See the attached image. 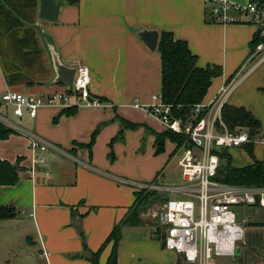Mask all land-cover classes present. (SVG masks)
Listing matches in <instances>:
<instances>
[{"label":"crops","instance_id":"1","mask_svg":"<svg viewBox=\"0 0 264 264\" xmlns=\"http://www.w3.org/2000/svg\"><path fill=\"white\" fill-rule=\"evenodd\" d=\"M210 13L204 0H64L58 20L50 22L40 18V0H0V92L46 96L67 91L65 83L53 82L50 41L64 63L89 67L92 95L109 104L72 107L76 112L71 115H60L64 108L42 107L34 117L8 118L16 133L0 139V157L19 163L20 178L15 185H0V206L16 212L0 221V264H31L28 260L36 258L42 260L39 264H90L89 252L104 243L127 213L136 186L152 182L160 171L161 182L176 144L167 140L165 151L156 154L155 132L164 129L132 106L151 103L162 85L159 43L152 50L137 32L156 29L160 39L162 31H170L187 41L198 66H221L222 74L212 80L204 98L209 102L250 56L257 32L251 23L222 24ZM263 85L264 62L243 78L227 102L259 120L258 136L264 135ZM119 118L137 126L122 131ZM95 131L90 151L87 144ZM33 137L47 144L46 161L36 166L28 147ZM239 148L246 151L242 146L226 152ZM158 228V220L155 226L143 222L123 227L118 264H163L142 250L143 245L155 247L151 239H161ZM28 236L35 243L28 244ZM248 237L251 244L239 247L236 257H215L209 264H264V248ZM29 246L35 249L27 250ZM111 250L108 244L101 264L107 263ZM44 251L48 256L43 257ZM75 253L86 255L85 260L70 262L66 256L77 258L71 256Z\"/></svg>","mask_w":264,"mask_h":264},{"label":"built area","instance_id":"2","mask_svg":"<svg viewBox=\"0 0 264 264\" xmlns=\"http://www.w3.org/2000/svg\"><path fill=\"white\" fill-rule=\"evenodd\" d=\"M204 2L209 5L214 20L222 24L251 23L257 27L256 35L264 38V4L256 0ZM262 62L264 39L256 44L242 67L226 80L211 101L194 104L185 116L179 115L182 105L165 102L161 94L153 95L151 103L132 104L157 120L164 130L185 135L192 144L181 147L178 166L183 183L163 187L171 195L157 215L163 230V247L181 255L186 264H209L215 257H236L248 219L239 220L232 206H250L257 213L264 209V186L231 185L215 179L222 163L221 155L228 149L255 142L264 144V135L252 134L249 127L230 130L222 117L230 94ZM71 65L76 67L71 92L55 91L45 96L6 90L0 92V105L19 118L34 117L42 107L109 106L92 95L89 67L78 61ZM0 119L13 125L7 116L2 115ZM28 147L32 164L36 166L46 161V143L33 137Z\"/></svg>","mask_w":264,"mask_h":264},{"label":"trees","instance_id":"3","mask_svg":"<svg viewBox=\"0 0 264 264\" xmlns=\"http://www.w3.org/2000/svg\"><path fill=\"white\" fill-rule=\"evenodd\" d=\"M262 39L264 38L256 35L253 41V48ZM158 51L161 54L162 61V98L165 102L171 103L174 106L182 105L179 115L185 116L190 112L191 106L204 101L212 80L222 74V67L198 66L197 55L191 51L187 41L176 39L170 31H162L160 33ZM261 91L264 93V85L261 87ZM75 112L76 109L73 108L63 109L60 115H71ZM222 117L230 130L249 127L258 131L260 127L259 120L244 107L225 104L222 109ZM119 120L123 126L122 131L124 128H134L137 126L123 118H119ZM14 133H16L15 128L7 124L5 125L0 120V139H7ZM96 134L97 131L93 133L91 141L87 144L90 151L94 145ZM155 136L156 154H161L165 151L167 140L176 144V150L183 146L189 147L192 145L187 136L170 130L155 132ZM112 144L113 141L110 143L111 148ZM245 149L253 157V162L242 167H234L231 155L228 152H224L221 155L222 163L215 176L216 180L231 185L264 186V160L255 158L253 143L246 144ZM113 155V151L111 150L110 156L112 160L114 159ZM19 170L20 166L18 162L13 164L0 157V185H15L18 183L20 178ZM161 173L162 171L158 172L152 182H157ZM134 194L136 196L135 200L128 208L124 217L114 225L104 243L96 251L89 252L87 259L90 264H101V254L108 244H112V250L106 264H118V248L122 239V228L143 224L142 214L146 209L157 202L165 203L170 197V195L163 191L150 190L146 187L134 192ZM15 216L16 212L13 207L0 206V221ZM262 218L263 221H254L253 223L258 225L264 224V215ZM157 233L162 238V228H158ZM176 264L186 263L178 259Z\"/></svg>","mask_w":264,"mask_h":264},{"label":"rangeland","instance_id":"4","mask_svg":"<svg viewBox=\"0 0 264 264\" xmlns=\"http://www.w3.org/2000/svg\"><path fill=\"white\" fill-rule=\"evenodd\" d=\"M2 115L7 116L11 120H16L18 118L13 114V112L10 109H5V108H2L0 110V116ZM229 152L230 154H232V165L234 167H242V165H245V164L247 165V163H250L254 160L253 157L250 156V154L242 148L231 149L229 150ZM181 153H182V149H178L176 150V152L174 151L169 154L170 162L163 171L164 179L162 178L161 182L159 181L160 179H158L157 182H150L148 184H139L136 186L137 188L136 191L146 187V188H149L150 190H158L160 192L163 191L164 193L171 195V192L163 188V186L177 187L183 183L182 176H181V169L178 166V161L181 156ZM254 156L258 160H264V144L263 143H259V142L254 143ZM155 186H158V187L155 188ZM195 202L197 203V200H195ZM163 205L164 203L157 202V203H154L149 208H147L146 211L142 214L143 222L151 223L154 226L157 225V215L162 210ZM232 208L237 213V217L239 220H242L243 218L248 219V221L244 225L245 237H244V240L239 243V247L246 248L248 247V245L251 244L249 237H248L250 235L254 239V242L257 244L258 248H264V228L262 226L259 228H253L254 226L257 227V225L253 223L254 221H263L262 217L264 215V210H260L259 213L261 214H259L256 212L255 209L251 208L250 206L234 205L232 206ZM161 239H151L150 241H148V242H151L152 245H155V247H151L150 245L148 246V248L146 245H143L142 247V250H145L151 253L150 256L152 255V261L154 262L159 261V262H162L163 264H172V262H175L178 257H180V259L183 260L181 255L176 254L162 247L163 233H162ZM34 249L35 247L29 246L27 250H34ZM257 252L259 253L258 250ZM23 254L25 255L26 252H23ZM44 254H47V252L46 251L43 252V257H45ZM72 255H75V257H77L76 253L71 254V256ZM66 257L70 262H82L85 260L86 255L82 254L80 258L77 257L74 259H72L69 256H66ZM223 258H227V257H223ZM228 258H231V257H228ZM36 259L35 260L29 259L28 262H30L31 264H39L40 262H42V260L39 261Z\"/></svg>","mask_w":264,"mask_h":264},{"label":"water","instance_id":"5","mask_svg":"<svg viewBox=\"0 0 264 264\" xmlns=\"http://www.w3.org/2000/svg\"><path fill=\"white\" fill-rule=\"evenodd\" d=\"M63 5L64 0H40V18L50 22L57 21ZM137 34L150 49H156L157 44L159 43L158 30L151 28H141ZM47 45L50 51V57L55 72L53 82L65 83L67 85V90L71 92L74 86L76 67L63 62L61 55L54 43L47 41ZM251 133L255 134V130L252 129ZM77 225L79 224H75V227L78 230L82 229V227H78ZM156 237L159 238V236ZM26 241L28 244L35 243L32 236H28Z\"/></svg>","mask_w":264,"mask_h":264}]
</instances>
